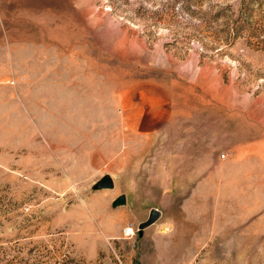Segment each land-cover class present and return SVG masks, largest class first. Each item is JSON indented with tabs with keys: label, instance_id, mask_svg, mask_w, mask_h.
I'll list each match as a JSON object with an SVG mask.
<instances>
[{
	"label": "rangeland",
	"instance_id": "1",
	"mask_svg": "<svg viewBox=\"0 0 264 264\" xmlns=\"http://www.w3.org/2000/svg\"><path fill=\"white\" fill-rule=\"evenodd\" d=\"M0 264H264V0H0Z\"/></svg>",
	"mask_w": 264,
	"mask_h": 264
},
{
	"label": "water",
	"instance_id": "2",
	"mask_svg": "<svg viewBox=\"0 0 264 264\" xmlns=\"http://www.w3.org/2000/svg\"><path fill=\"white\" fill-rule=\"evenodd\" d=\"M114 180L109 178V177H103L101 178L99 181H98V187L99 188H102V189H113L114 188ZM126 202H127V197L125 194H121L119 195L118 197H116L112 204L117 207V206H121V205H126ZM161 216V212L158 208H153L151 209L150 213H149V216L148 218L146 219L145 222H142L140 225H139V229H138V236L140 237H144V230L156 223L159 218Z\"/></svg>",
	"mask_w": 264,
	"mask_h": 264
},
{
	"label": "built area",
	"instance_id": "3",
	"mask_svg": "<svg viewBox=\"0 0 264 264\" xmlns=\"http://www.w3.org/2000/svg\"><path fill=\"white\" fill-rule=\"evenodd\" d=\"M137 229H135L132 225H130L129 227H126L123 231V237L130 239L133 238L134 235L136 234Z\"/></svg>",
	"mask_w": 264,
	"mask_h": 264
}]
</instances>
